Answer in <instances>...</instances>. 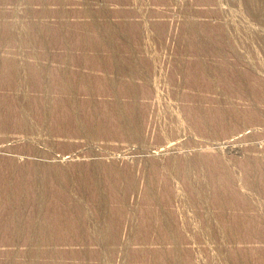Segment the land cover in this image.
Returning a JSON list of instances; mask_svg holds the SVG:
<instances>
[{
	"label": "rangeland",
	"instance_id": "obj_1",
	"mask_svg": "<svg viewBox=\"0 0 264 264\" xmlns=\"http://www.w3.org/2000/svg\"><path fill=\"white\" fill-rule=\"evenodd\" d=\"M0 264H264V0H0Z\"/></svg>",
	"mask_w": 264,
	"mask_h": 264
}]
</instances>
